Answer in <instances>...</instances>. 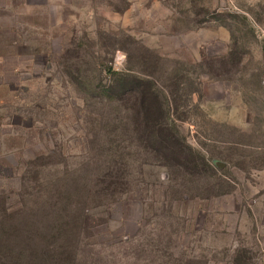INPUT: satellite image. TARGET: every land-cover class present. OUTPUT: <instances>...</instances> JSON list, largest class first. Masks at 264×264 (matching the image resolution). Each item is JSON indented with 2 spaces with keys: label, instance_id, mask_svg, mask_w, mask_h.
<instances>
[{
  "label": "rangeland",
  "instance_id": "obj_1",
  "mask_svg": "<svg viewBox=\"0 0 264 264\" xmlns=\"http://www.w3.org/2000/svg\"><path fill=\"white\" fill-rule=\"evenodd\" d=\"M110 65L166 130L101 99ZM263 76L264 0H0L4 207L73 264H264Z\"/></svg>",
  "mask_w": 264,
  "mask_h": 264
},
{
  "label": "trees",
  "instance_id": "obj_2",
  "mask_svg": "<svg viewBox=\"0 0 264 264\" xmlns=\"http://www.w3.org/2000/svg\"><path fill=\"white\" fill-rule=\"evenodd\" d=\"M108 77V86L101 92V99L109 104L113 100L122 102L127 94L134 98L132 117H134L136 130L140 132L145 130L146 134H155L154 132L157 131L159 134L172 124L168 101L160 100L155 82L151 78L142 79L130 69L115 70L111 65L108 66ZM115 119L116 117L113 120L115 121ZM117 119L120 124L121 116H117ZM44 186L48 190L47 196L43 199L44 203L55 207V199L62 196L61 187L54 186L55 190L51 191L52 188ZM0 199V264H73V247L71 245H63L60 250L35 246L34 241L42 236L32 235L26 230L28 226L27 210L17 209L10 214L4 207L3 199L1 197ZM67 206H69L68 203L61 205L60 213L55 215L57 221L63 220L68 215ZM21 213L25 216L21 221H17ZM67 225L68 222L64 221V230L62 231L60 224L53 226L56 228L55 236L58 239H61L60 236H64ZM65 239L67 238L65 237ZM67 242L69 243L68 240Z\"/></svg>",
  "mask_w": 264,
  "mask_h": 264
},
{
  "label": "built area",
  "instance_id": "obj_3",
  "mask_svg": "<svg viewBox=\"0 0 264 264\" xmlns=\"http://www.w3.org/2000/svg\"><path fill=\"white\" fill-rule=\"evenodd\" d=\"M260 90H261L262 101H263V105H264V76L260 82Z\"/></svg>",
  "mask_w": 264,
  "mask_h": 264
},
{
  "label": "crops",
  "instance_id": "obj_4",
  "mask_svg": "<svg viewBox=\"0 0 264 264\" xmlns=\"http://www.w3.org/2000/svg\"><path fill=\"white\" fill-rule=\"evenodd\" d=\"M263 113H264V111H263Z\"/></svg>",
  "mask_w": 264,
  "mask_h": 264
}]
</instances>
